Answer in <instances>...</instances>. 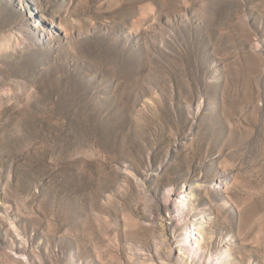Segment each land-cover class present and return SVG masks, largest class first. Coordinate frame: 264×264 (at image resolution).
<instances>
[{
  "label": "rangeland",
  "instance_id": "374dc122",
  "mask_svg": "<svg viewBox=\"0 0 264 264\" xmlns=\"http://www.w3.org/2000/svg\"><path fill=\"white\" fill-rule=\"evenodd\" d=\"M0 264H264V0H0Z\"/></svg>",
  "mask_w": 264,
  "mask_h": 264
},
{
  "label": "bare ground",
  "instance_id": "6f19581e",
  "mask_svg": "<svg viewBox=\"0 0 264 264\" xmlns=\"http://www.w3.org/2000/svg\"><path fill=\"white\" fill-rule=\"evenodd\" d=\"M195 187H199V188L207 189L206 186L203 185V183H198V184L196 183V184H195ZM190 188H191V187H190ZM189 190H191V189H189ZM185 195H188V194H185ZM185 195H184L183 198L186 197ZM203 223H208V222H207V220H203ZM185 234H187V235L191 238L192 242H193L194 244H196V248H195V249L198 250V249H199V240H198L196 237L192 236V233H191V232H188V230H186ZM212 263H213V262H212Z\"/></svg>",
  "mask_w": 264,
  "mask_h": 264
}]
</instances>
